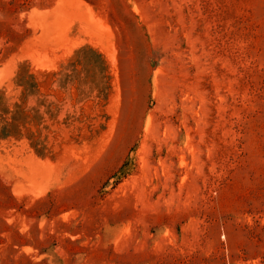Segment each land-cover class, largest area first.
Masks as SVG:
<instances>
[{"label":"rangeland","instance_id":"374dc122","mask_svg":"<svg viewBox=\"0 0 264 264\" xmlns=\"http://www.w3.org/2000/svg\"><path fill=\"white\" fill-rule=\"evenodd\" d=\"M0 264H264V0H0Z\"/></svg>","mask_w":264,"mask_h":264},{"label":"bare ground","instance_id":"6f19581e","mask_svg":"<svg viewBox=\"0 0 264 264\" xmlns=\"http://www.w3.org/2000/svg\"><path fill=\"white\" fill-rule=\"evenodd\" d=\"M95 25L100 26L104 29H107L106 25L101 20L95 19ZM33 56L34 59L40 64L45 65L49 63L48 54L46 51L42 50L41 48H34L33 49ZM27 167H28V175L32 182L36 183V172L40 173L41 175L46 174V168H39L35 161L31 159H27Z\"/></svg>","mask_w":264,"mask_h":264}]
</instances>
